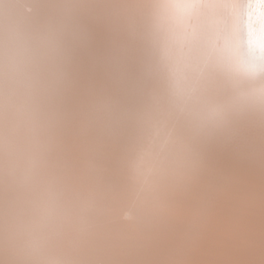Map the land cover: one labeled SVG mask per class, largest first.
<instances>
[{"label":"clouds","instance_id":"1","mask_svg":"<svg viewBox=\"0 0 264 264\" xmlns=\"http://www.w3.org/2000/svg\"><path fill=\"white\" fill-rule=\"evenodd\" d=\"M218 261L264 264V0H0V264Z\"/></svg>","mask_w":264,"mask_h":264},{"label":"bare ground","instance_id":"2","mask_svg":"<svg viewBox=\"0 0 264 264\" xmlns=\"http://www.w3.org/2000/svg\"><path fill=\"white\" fill-rule=\"evenodd\" d=\"M253 222H255V217L253 218ZM229 223L228 215L225 212H221L217 215L214 221V226L218 229H223L227 227ZM217 264H226L225 261H218Z\"/></svg>","mask_w":264,"mask_h":264}]
</instances>
